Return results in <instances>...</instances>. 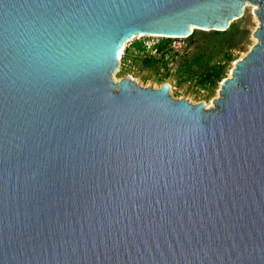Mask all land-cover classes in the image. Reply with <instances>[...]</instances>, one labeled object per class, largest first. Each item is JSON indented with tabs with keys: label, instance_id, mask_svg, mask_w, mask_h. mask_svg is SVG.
<instances>
[{
	"label": "water",
	"instance_id": "obj_1",
	"mask_svg": "<svg viewBox=\"0 0 264 264\" xmlns=\"http://www.w3.org/2000/svg\"><path fill=\"white\" fill-rule=\"evenodd\" d=\"M248 1L213 107L115 80L125 40ZM0 264H264V0H0Z\"/></svg>",
	"mask_w": 264,
	"mask_h": 264
},
{
	"label": "rangeland",
	"instance_id": "obj_2",
	"mask_svg": "<svg viewBox=\"0 0 264 264\" xmlns=\"http://www.w3.org/2000/svg\"><path fill=\"white\" fill-rule=\"evenodd\" d=\"M258 8V4L248 2L244 16L232 22L227 29L231 32L227 35L215 33V30L195 29L197 33L193 39L192 36H136L127 42L114 78L118 82L130 76L141 86L152 88L169 83L175 99H189L193 104L205 103L207 107H213L221 83L231 76L236 61L257 42L254 32L260 19L254 10ZM137 41L144 42L146 51L134 48ZM158 45L165 47L163 51L157 49ZM219 64L220 77L214 82L201 84L200 79Z\"/></svg>",
	"mask_w": 264,
	"mask_h": 264
},
{
	"label": "trees",
	"instance_id": "obj_3",
	"mask_svg": "<svg viewBox=\"0 0 264 264\" xmlns=\"http://www.w3.org/2000/svg\"><path fill=\"white\" fill-rule=\"evenodd\" d=\"M231 27V26H230ZM231 32V30H225V31H217L215 30V33H220V34H229ZM196 30L190 35L192 36L191 38L193 39V37H195L196 35ZM189 36V37H190ZM134 48L138 51H146L147 47L146 45L144 44V42L142 41H137L135 42L134 44ZM165 47L163 45H158L157 46V49L163 51ZM165 57V56H163ZM221 64L219 65H214L211 70H209L201 79H200V83L201 84H207L206 82H214L216 80V78H219L220 77V74H221V67H220Z\"/></svg>",
	"mask_w": 264,
	"mask_h": 264
},
{
	"label": "bare ground",
	"instance_id": "obj_4",
	"mask_svg": "<svg viewBox=\"0 0 264 264\" xmlns=\"http://www.w3.org/2000/svg\"><path fill=\"white\" fill-rule=\"evenodd\" d=\"M248 2H249V1H248ZM248 2H246V4H247ZM246 4H245V5H246ZM257 18H258V17H257ZM137 36H141V35H137ZM135 37H136V36H135ZM133 38H134V37L125 40V42L123 43V47H122V49H121V51H120V57L122 56V54H123V52H124V50H125V47H126L127 42L130 41V40L133 39ZM255 38H256V41H258V38H257V37H255Z\"/></svg>",
	"mask_w": 264,
	"mask_h": 264
}]
</instances>
